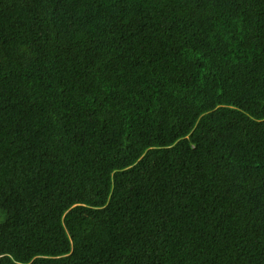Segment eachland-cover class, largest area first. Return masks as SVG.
I'll use <instances>...</instances> for the list:
<instances>
[{
  "label": "trees",
  "instance_id": "trees-1",
  "mask_svg": "<svg viewBox=\"0 0 264 264\" xmlns=\"http://www.w3.org/2000/svg\"><path fill=\"white\" fill-rule=\"evenodd\" d=\"M0 264H264V0H0Z\"/></svg>",
  "mask_w": 264,
  "mask_h": 264
}]
</instances>
